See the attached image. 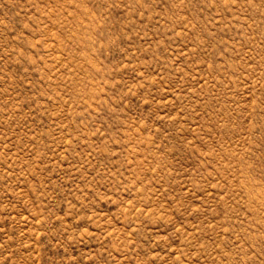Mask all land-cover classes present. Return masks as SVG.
Here are the masks:
<instances>
[{
	"label": "rangeland",
	"instance_id": "rangeland-1",
	"mask_svg": "<svg viewBox=\"0 0 264 264\" xmlns=\"http://www.w3.org/2000/svg\"><path fill=\"white\" fill-rule=\"evenodd\" d=\"M0 264H264V0H0Z\"/></svg>",
	"mask_w": 264,
	"mask_h": 264
}]
</instances>
